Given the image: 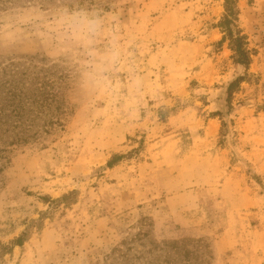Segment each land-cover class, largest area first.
Segmentation results:
<instances>
[{
    "label": "rangeland",
    "instance_id": "1",
    "mask_svg": "<svg viewBox=\"0 0 264 264\" xmlns=\"http://www.w3.org/2000/svg\"><path fill=\"white\" fill-rule=\"evenodd\" d=\"M237 5L247 69L224 0L0 3V68L72 106L1 160L0 264H264V0Z\"/></svg>",
    "mask_w": 264,
    "mask_h": 264
},
{
    "label": "trees",
    "instance_id": "2",
    "mask_svg": "<svg viewBox=\"0 0 264 264\" xmlns=\"http://www.w3.org/2000/svg\"><path fill=\"white\" fill-rule=\"evenodd\" d=\"M23 0H0L1 4ZM238 0H224V13L218 27L222 33L221 42H228L231 59L245 69L250 64V50L246 35L236 25L238 21ZM245 76L251 77L252 75ZM240 76L227 87V98L244 81ZM60 86L50 79L28 81L25 71L19 72L5 65L0 68V170L4 167L5 155L31 144L45 145L54 131L63 127V121L72 106L64 104ZM49 141V140H48ZM115 158V156L113 157ZM112 160L108 161V166ZM20 242V238L13 241Z\"/></svg>",
    "mask_w": 264,
    "mask_h": 264
},
{
    "label": "clouds",
    "instance_id": "3",
    "mask_svg": "<svg viewBox=\"0 0 264 264\" xmlns=\"http://www.w3.org/2000/svg\"><path fill=\"white\" fill-rule=\"evenodd\" d=\"M73 15L75 16H82L83 17V28L82 30L85 33V38L87 43L91 44L95 40V38L99 35L98 33V19H88V13L80 10L78 12H74ZM118 53L112 52L108 55H102L100 57L101 66L100 71H105L106 69L103 67L105 61H114Z\"/></svg>",
    "mask_w": 264,
    "mask_h": 264
}]
</instances>
